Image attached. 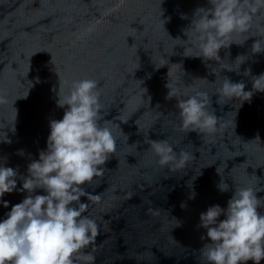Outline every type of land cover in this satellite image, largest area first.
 Returning a JSON list of instances; mask_svg holds the SVG:
<instances>
[{"label": "clouds", "instance_id": "clouds-1", "mask_svg": "<svg viewBox=\"0 0 264 264\" xmlns=\"http://www.w3.org/2000/svg\"><path fill=\"white\" fill-rule=\"evenodd\" d=\"M208 7H198L190 25L183 30L187 37L183 55L203 58L205 61L221 60V49L232 44L242 45L234 35H244L252 31L254 24L261 32L251 51L264 53V25L258 23L264 14V0H208ZM187 19V16H182ZM179 39V38H177ZM192 48L198 54L191 55ZM244 56H237L239 67L245 62ZM236 71L239 68H228ZM246 69L244 76H249ZM252 89L246 91L243 80L232 82L223 77L217 89L221 100L251 101L256 92H264V73L251 77ZM168 87V85H167ZM169 88V87H168ZM57 107L65 109L62 119L50 121V134L46 150L39 152V159L27 166V175L22 177V188L27 195L13 205L6 218L0 221V264H76L77 260L92 264L95 257L84 251L100 234V225L85 213L88 202L99 201V195H92L84 185L92 186L97 178H102L109 161L117 150L116 137L103 117L97 81L81 79L71 82L67 93H63L59 80ZM176 97L170 90L167 99ZM7 103L0 96V104ZM211 100L207 93L197 91L183 99H177L181 128L187 132L211 133L215 131L217 116L209 111ZM258 139V138H257ZM151 150L164 167L172 165L179 169L185 166L189 154L179 155L167 140H149ZM18 169L0 165V203L4 208L9 202L3 196L17 190ZM219 191H229L227 183L217 185ZM43 189L44 195H33ZM259 189L258 191H260ZM257 190L251 187L235 188L227 201V208L213 205L200 213L198 227L206 230L210 243L200 250L206 264H260L264 260V214L258 208L264 201L257 198ZM195 198L193 192L190 199ZM182 207L186 205L182 204ZM224 215L225 219L218 218Z\"/></svg>", "mask_w": 264, "mask_h": 264}]
</instances>
